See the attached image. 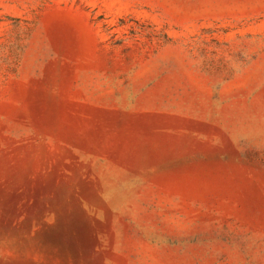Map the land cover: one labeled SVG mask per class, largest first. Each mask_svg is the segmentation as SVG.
Segmentation results:
<instances>
[{"label":"rangeland","instance_id":"374dc122","mask_svg":"<svg viewBox=\"0 0 264 264\" xmlns=\"http://www.w3.org/2000/svg\"><path fill=\"white\" fill-rule=\"evenodd\" d=\"M0 264H264V0H0Z\"/></svg>","mask_w":264,"mask_h":264}]
</instances>
